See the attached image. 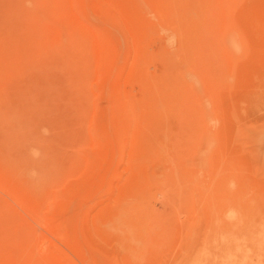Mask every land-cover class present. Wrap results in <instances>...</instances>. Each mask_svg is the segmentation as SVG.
<instances>
[{
  "label": "rangeland",
  "instance_id": "rangeland-1",
  "mask_svg": "<svg viewBox=\"0 0 264 264\" xmlns=\"http://www.w3.org/2000/svg\"><path fill=\"white\" fill-rule=\"evenodd\" d=\"M0 264H264V0H0Z\"/></svg>",
  "mask_w": 264,
  "mask_h": 264
}]
</instances>
